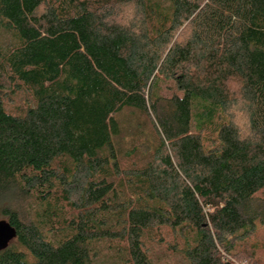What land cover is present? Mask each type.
<instances>
[{"label": "trees", "instance_id": "1", "mask_svg": "<svg viewBox=\"0 0 264 264\" xmlns=\"http://www.w3.org/2000/svg\"><path fill=\"white\" fill-rule=\"evenodd\" d=\"M0 29V264H154L168 238L264 264V0H0ZM124 111L154 147L123 150Z\"/></svg>", "mask_w": 264, "mask_h": 264}, {"label": "rangeland", "instance_id": "2", "mask_svg": "<svg viewBox=\"0 0 264 264\" xmlns=\"http://www.w3.org/2000/svg\"><path fill=\"white\" fill-rule=\"evenodd\" d=\"M11 41V35L9 33H6L5 31H2L0 29V44L6 45L9 44ZM24 94L23 92L18 93L16 98L13 101L6 102L7 103V109H11L9 107L12 106H18L22 102L19 98L21 95ZM25 95V94H24ZM117 120L120 122L121 125V146L123 150L130 149L134 146H139L140 151L144 150V146L142 145V142L145 141V143L150 144V146L156 145V138L154 137V133L149 126L148 123L146 124H140L142 123L141 118L145 121L144 115H134L130 111H124L123 113L116 115ZM139 122V124H137ZM146 122V121H145ZM139 137L136 135L137 131L139 132ZM137 136V137H136ZM115 142H119V139H115ZM141 156H136V166L137 164H144L143 161H141ZM128 160V159H127ZM143 160V159H142ZM125 165H129L130 163L128 161H124ZM24 203V209L28 210L30 212V216L35 219L36 215L35 212L38 210L36 206L30 201L28 204L27 202ZM22 210V211H23ZM24 213V212H23ZM27 216V215H26ZM42 230L47 231V228H43ZM262 233L264 234V230ZM166 235V234H165ZM48 236L51 237V235L48 233ZM167 237V236H165ZM52 238V237H51ZM169 239V243L162 242L159 245H153L150 248V255L151 259L153 260L154 264H189L187 259L181 254L179 251L173 250V248L170 247L171 244H174V241H177L176 239ZM174 240V241H173ZM152 243V242H151ZM180 243H178V246L180 247ZM105 254L104 251H99L97 254L98 263H100V259H102V255ZM235 264H245V261H239V259L234 256L230 259ZM248 261V259H247Z\"/></svg>", "mask_w": 264, "mask_h": 264}, {"label": "water", "instance_id": "3", "mask_svg": "<svg viewBox=\"0 0 264 264\" xmlns=\"http://www.w3.org/2000/svg\"><path fill=\"white\" fill-rule=\"evenodd\" d=\"M16 235V230L6 220L0 219V249L6 247Z\"/></svg>", "mask_w": 264, "mask_h": 264}]
</instances>
